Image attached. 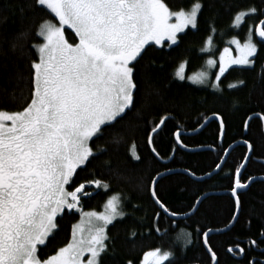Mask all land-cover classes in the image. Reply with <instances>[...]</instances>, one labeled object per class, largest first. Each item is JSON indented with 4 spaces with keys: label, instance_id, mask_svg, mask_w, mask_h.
Instances as JSON below:
<instances>
[{
    "label": "snow or ice",
    "instance_id": "6c2138e0",
    "mask_svg": "<svg viewBox=\"0 0 264 264\" xmlns=\"http://www.w3.org/2000/svg\"><path fill=\"white\" fill-rule=\"evenodd\" d=\"M208 8L207 0H196L187 10L175 11L164 0H31L30 9L43 12L47 18L35 25L34 32H20L10 45L18 60H28L27 80L17 71L19 95L9 97L20 108L6 110L4 101L0 100V264H107L114 250L109 226L114 227V221H123L126 213L119 195L111 196L102 212H84L81 201L92 195L87 189L94 186L108 190L109 185L99 179L77 185V170L86 171L93 160L107 154V148L96 145L105 136L109 137L108 143L116 146L124 142L122 122L135 107V74L147 50L164 47L165 42L168 47L177 45L179 34L198 30ZM19 11L23 13L24 9ZM257 12L255 7L237 11L231 26L239 29L246 18ZM259 15L264 16V12ZM66 29L74 34L72 42L66 38ZM207 30L216 33L211 23ZM32 39L41 42L30 44ZM212 42L213 35H209L208 48L201 51L210 50ZM228 44L234 45L235 55L232 47H224L218 60L206 61L210 69L218 67L210 84L209 73L204 71L185 76L187 62L180 64L176 78L220 91L221 78L233 66L255 72L258 61L264 59L261 56L264 19L259 20L258 26L249 28L243 41L233 36ZM260 79L264 81V74ZM245 83L239 81L240 85ZM0 96L8 93L0 90ZM215 115L222 138L225 121L219 114ZM170 118H161L147 132V147L154 159L160 156L155 137L167 127L166 121ZM249 127L246 123L245 129ZM171 135L175 146L187 148L179 127ZM243 143L249 155L236 167L230 184L237 205L240 204L239 190L248 188L257 179L243 176L255 154L251 142L245 139ZM131 157L135 161L142 159L135 144L131 147ZM215 167L223 171L220 163ZM185 172L195 175L187 169ZM162 176L163 173H157L144 184L150 199L162 210L155 213L157 221L178 215L160 197ZM204 198L196 201L194 211H199ZM76 213L81 218L72 227L71 240L52 254L42 255L58 235V225L64 215ZM232 219L238 222V216ZM231 227L229 224L228 228ZM155 230L160 232L159 227ZM210 231L202 232L203 243L211 264H219L217 253L208 246ZM132 235L135 237L137 233ZM241 243H246L248 248L241 247ZM261 245H264V230L256 239L235 241L227 252L234 257H247L250 250L258 249L264 256ZM172 255L159 248L150 250L144 253L142 264H165ZM248 264H264V259L253 257Z\"/></svg>",
    "mask_w": 264,
    "mask_h": 264
},
{
    "label": "trees",
    "instance_id": "16d2710c",
    "mask_svg": "<svg viewBox=\"0 0 264 264\" xmlns=\"http://www.w3.org/2000/svg\"><path fill=\"white\" fill-rule=\"evenodd\" d=\"M171 10L183 8L187 10L196 0H164ZM208 10L204 11L198 30H187L179 35L178 44L168 47L154 46L147 50V55L140 61L135 74L137 89L135 91V107L123 121L125 140L119 146L108 143L109 137L96 142L100 149L107 148V154L93 160L86 171H78L76 184L88 180L99 179L109 185L108 190L99 189L83 205V211H101L108 198L119 195L122 210L126 213L123 221L109 226L110 236L114 242L113 254L107 264H142L145 252L159 248L162 252H172L165 264H211L210 255L203 244L202 232L208 229L221 230L228 227L235 216L236 203L229 193L231 176L236 167L246 156L247 148L237 146L231 152L223 171L203 182H197L184 174H173L159 180V193L170 210L184 215L193 210L196 201L211 192L221 195L205 199L192 217L186 220L154 219L155 213L161 211L150 199L144 184L157 173L171 170H189L195 176L210 174L220 163L226 149L231 144L247 139L254 145L252 155L244 176H264V164L252 159L264 160V134L262 125L257 119L250 122L245 134L247 119L256 114H264V74L261 59L256 64L255 72L241 71L231 68L221 78V90L192 85L187 81L176 79L175 72L181 63H186L187 74L204 69L206 60L218 58L228 41L236 36L243 39L252 26H258L264 16V0H207ZM31 0H0V90L8 96H0L6 110H19L20 105L10 102L9 97L19 95L16 87L15 73L28 76V60L20 61L10 48L14 38L22 31L34 32L35 25L47 18L43 12L30 9ZM255 7L258 12L241 25L239 29L232 27L233 16L237 11ZM20 8L24 12L19 11ZM207 22V23H206ZM211 23L216 27L212 34L208 29ZM71 30L66 29V38L72 42ZM213 35V50L204 53L206 41ZM41 40L32 39L30 44H39ZM264 57V53H261ZM32 57H30L31 59ZM245 81L240 85L239 81ZM229 84H237L229 88ZM27 87L24 92L27 95ZM219 114L225 121V134L220 144L219 125L210 123L201 133L187 137L182 136L187 148L211 147L215 151L188 153L174 145L172 133L179 127L181 132L197 130L204 121ZM171 117L166 121L167 127L155 137L157 151L163 161L154 159L147 147V132L161 118ZM135 144L141 161L131 157V147ZM109 167L111 171H109ZM225 174H229L226 176ZM241 212L238 222L227 233L209 237V246L218 255L219 264H234L233 257L227 252L235 241L247 238L256 239L264 230V182H255L247 192L239 195ZM135 206V207H133ZM80 220V214H65L60 220L59 232L42 255L52 254L54 250L65 246L71 240L73 225ZM160 228V232L155 230ZM137 235L134 237L132 233ZM242 245V243H241ZM264 246V245H263ZM249 256V255H248ZM248 258V257H247Z\"/></svg>",
    "mask_w": 264,
    "mask_h": 264
},
{
    "label": "water",
    "instance_id": "95a60500",
    "mask_svg": "<svg viewBox=\"0 0 264 264\" xmlns=\"http://www.w3.org/2000/svg\"><path fill=\"white\" fill-rule=\"evenodd\" d=\"M257 117H259V116H251V119H249L248 118V120H247V124L249 125L250 124V122L253 120V119H255V118H257ZM262 120H264V119H262ZM212 122H217L218 124H219V121L216 119V115L215 116H211V117H209V118H207L205 121H204V123L197 129V130H195V131H190V132H181L182 133V136H187V137H191V136H195V135H197V134H199V133H201L210 123H212ZM247 131L248 130H246L245 129V134L247 133ZM263 132H264V125H263ZM223 138H224V135H223V137L221 138L220 137V142H222L223 141ZM244 143H243V141H240V142H237V143H235V144H233L227 151H226V153H225V155H224V157L222 158V160H221V162H220V164H221V166H222V168H223V166H224V161L226 160L227 161V159H228V157H229V154L228 153H231L232 152V150L234 149V148H236L237 146H241V145H243ZM180 148V147H179ZM181 150H183V151H185V152H188V153H197V152H204V151H215V149L214 148H211V147H199V148H180ZM247 155H249V153L247 154ZM160 162H162V163H164V164H166V163H169L171 160H172V158L169 160V161H163V160H161V158L160 157H158L157 158ZM249 163V162H248ZM248 163H247V165H248ZM247 165H246V167H247ZM220 172V170L219 169H215L212 173H210V174H208V175H205V176H203V177H197V176H193V175H189L187 172H185V170H171V171H167V172H164L163 173V176L162 177H160L159 178V180L160 179H162L163 177H166V176H168V175H173V174H184V175H186V176H188V177H190L191 179H193L194 181H197V182H203V181H205V180H208V179H210V178H212L213 176H215V175H217L218 173ZM256 181H262V182H264V177H261V178H257L256 179ZM250 185V184H249ZM247 189V188H246ZM239 193V192H238ZM215 195H221V193H209V194H205L204 196H202V197H205L204 199H203V201L205 200V199H207L208 197H210V196H215ZM232 195V194H231ZM233 197V196H232ZM201 198V197H200ZM234 198V200L236 201V198L235 197H233ZM236 203V202H235ZM202 204V203H201ZM201 204H199V207H200V205ZM157 207H158V205H156ZM195 206H196V204H195ZM159 208V207H158ZM195 208V207H194ZM194 208H193V210L191 211V212H189V213H187V214H184V215H177L176 217H171L170 219H172V220H186V219H189L190 217H192L197 211H194ZM240 209H241V206H240V204L239 205H237L236 204V212H235V216H238L239 217V214H240ZM162 211V210H161ZM230 224H232V227L229 229L228 227H226V228H224V229H221V230H211L210 231V233H209V237L210 236H212V235H222V234H225V233H227V232H229L234 226H235V224H236V222H233V220H232V222L230 223ZM209 237H208V239H209ZM204 239V238H203ZM204 244V243H203ZM209 246V245H208ZM204 247H205V249H206V251H207V247L204 245ZM208 252V251H207ZM209 254V253H208ZM210 255V254H209Z\"/></svg>",
    "mask_w": 264,
    "mask_h": 264
},
{
    "label": "flooded vegetation",
    "instance_id": "af4514ba",
    "mask_svg": "<svg viewBox=\"0 0 264 264\" xmlns=\"http://www.w3.org/2000/svg\"><path fill=\"white\" fill-rule=\"evenodd\" d=\"M263 70H264V68H263ZM259 116V117H257V118H255V119H257V120H259V122L261 123V125H262V131H263V125H264V120H262V119H264V114H262V113H256V114H254V115H252V116ZM251 117V116H250ZM248 120V119H247ZM247 122V121H246ZM217 123V122H216ZM218 124V123H217ZM246 124V123H245ZM219 125V124H218ZM263 134H264V132H263ZM224 139V138H223ZM240 141H243L244 142V140H240ZM240 141H238V142H240ZM220 142V141H219ZM222 143H223V141L222 142H220V144L222 145ZM235 143H237V142H235ZM235 143H233V144H235ZM233 144H231L230 146H228L227 147V149H226V151L233 145ZM241 146H245L246 147V145L245 144H243V145H241ZM247 148V147H246ZM234 150V149H233ZM232 150V151H233ZM226 153V152H225ZM225 153H224V155H225ZM231 154V153H230ZM247 154H248V152L246 153V156H247ZM224 155H223V157H224ZM230 156V155H229ZM229 158V157H228ZM251 158H252V156H251ZM228 160V159H227ZM254 162H257V163H260V164H264V160H258L257 158H254L253 157V159H252ZM227 162V161H226ZM242 163H244V161L242 162ZM226 164V163H225ZM225 164H224V166H225ZM249 164V163H248ZM223 166V167H224ZM248 166V165H247ZM239 167V166H238ZM247 168V167H246ZM223 169V168H222ZM221 172V171H220ZM244 174H245V171L243 172V176H244ZM205 175H208V174H205ZM205 175H203V176H205ZM226 176H229V174H225ZM203 176H199V177H203ZM246 176V175H245ZM244 176V177H245ZM247 177V176H246ZM253 177H256V178H261V177H264V176H253ZM242 182H247V180H242ZM255 182H257L256 180L254 181V182H252V183H250V185H249V187L247 188V189H242V190H239V193H238V195H240V194H242V193H244V192H247L249 189H250V187L255 183ZM88 191H90L91 193H92V195L90 196V197H86V198H83L82 199V201H81V204L83 205V203L86 201V200H88V199H90V198H92L96 193H97V191L99 190V189H96L94 186L93 187H91V188H89V189H87ZM211 193H213V192H211ZM218 193H220V192H218ZM225 193H229L230 195H231V189H229V190H224L223 192H222V194H225ZM232 196V195H231ZM233 198V197H232ZM234 199V198H233ZM235 201V200H234ZM240 206H241V204H240ZM240 212H241V210H240ZM240 215V214H239ZM251 240V238H247V239H245V240H243V241H250ZM241 247H245L246 249L248 248V245L246 244V243H242V245H241ZM261 247H264L263 245H261ZM231 255V254H230ZM248 255L249 256H247V257H240V256H232L233 257V262H234V264H248V261L251 259V258H253V257H255V258H259V259H264V256H261L260 255V252H259V250L258 249H252V250H250L249 252H248Z\"/></svg>",
    "mask_w": 264,
    "mask_h": 264
},
{
    "label": "rangeland",
    "instance_id": "374dc122",
    "mask_svg": "<svg viewBox=\"0 0 264 264\" xmlns=\"http://www.w3.org/2000/svg\"><path fill=\"white\" fill-rule=\"evenodd\" d=\"M187 31V30H186ZM180 35V34H179ZM165 44H168L167 42H165ZM173 46H175V45H173ZM160 47V46H159ZM227 47H232L233 48V55H235L236 53H235V51H234V45H227ZM206 48H208V45H207V43H206V45H205V47H204V49H206ZM213 50V44L211 45V49L210 50H208V51H203L204 53H210L211 51ZM223 51V50H222ZM221 51V52H222ZM220 55V54H219ZM210 58H212V59H217L218 60V58H219V56H218V58H214V57H210ZM209 59V58H208ZM207 59V60H208ZM206 60V61H207ZM180 66V65H179ZM179 66H178V68H177V70L176 71H178L179 70ZM233 68H239L238 66H233ZM230 70V69H229ZM201 71H204V72H207V73H209V84L211 83V82H213L214 80H215V73L218 71V67L217 68H209L208 66H207V63H205V66H204V69H202V70H200V71H197V72H201ZM197 72H194V73H191V74H187V66L185 67V76H190V75H193V74H195V73H197ZM227 73V72H226ZM225 73V74H226ZM176 77V76H175ZM176 79H178V78H176ZM179 80V79H178ZM185 81H187V80H185ZM188 83H190V84H192L190 81H187ZM192 85H194V84H192ZM196 86H200V87H209V88H211L210 86H205V85H196ZM212 89V88H211ZM109 199V198H108ZM107 199V200H108ZM107 200H106V202H107ZM106 202H105V204H106ZM105 204H104V206H105ZM104 206H103V209L101 210V211H96V210H90V211H96V212H102V211H104ZM84 212H89V211H84ZM80 218H81V216H80ZM79 222V221H78ZM77 222V223H78ZM114 222H116V221H114ZM76 223V224H77ZM166 262V261H165Z\"/></svg>",
    "mask_w": 264,
    "mask_h": 264
},
{
    "label": "bare ground",
    "instance_id": "6f19581e",
    "mask_svg": "<svg viewBox=\"0 0 264 264\" xmlns=\"http://www.w3.org/2000/svg\"><path fill=\"white\" fill-rule=\"evenodd\" d=\"M181 221V220H180ZM224 229V228H223Z\"/></svg>",
    "mask_w": 264,
    "mask_h": 264
}]
</instances>
